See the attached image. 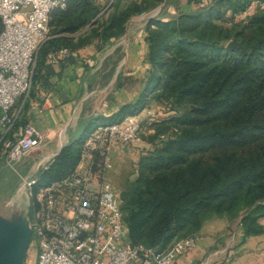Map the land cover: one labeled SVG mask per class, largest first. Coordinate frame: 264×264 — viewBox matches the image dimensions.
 <instances>
[{"label":"trees","instance_id":"trees-1","mask_svg":"<svg viewBox=\"0 0 264 264\" xmlns=\"http://www.w3.org/2000/svg\"><path fill=\"white\" fill-rule=\"evenodd\" d=\"M162 1L138 0L114 10L109 22L92 29L87 39L83 35L88 31L78 32L97 11L91 0H66L64 7L53 9L29 93L10 109L17 116L7 131L0 126V147L27 124L30 101L40 100L38 89L49 86V52L66 48L70 54L59 62H71L80 47L101 49L122 32L130 16ZM185 1L176 14L147 21L142 43L149 68L136 98L110 117L119 121L137 114L151 100L169 112L149 123L151 147L138 156L136 176L120 191L131 243L158 251L197 233L212 214L237 218L244 237L264 230V7L234 21L252 2L264 0ZM94 34L98 41L92 40ZM230 39L240 46L226 50L224 42ZM81 143L82 137L63 145L36 185L74 168Z\"/></svg>","mask_w":264,"mask_h":264},{"label":"built area","instance_id":"built-area-1","mask_svg":"<svg viewBox=\"0 0 264 264\" xmlns=\"http://www.w3.org/2000/svg\"><path fill=\"white\" fill-rule=\"evenodd\" d=\"M66 0H0V126L3 132L17 113L10 109L28 95L36 53L49 37L53 9ZM251 4L243 11L248 14ZM155 18H146V22ZM70 54L66 48L49 52L48 63ZM144 111V110H143ZM146 112V113H145ZM119 121L97 124L82 140L79 159L71 170L47 183L36 185L37 172L49 168L55 154L35 163L22 179L30 228L37 238L35 264H177L176 259L198 240L194 233L165 250L133 244L121 210L120 192L109 180L113 148L133 147L144 120L154 121L149 110ZM42 145V134L26 124L13 139L4 138L5 163L12 167ZM35 187V190H33ZM261 223L264 225V218ZM195 264V263H190ZM258 264H264V257Z\"/></svg>","mask_w":264,"mask_h":264},{"label":"crops","instance_id":"crops-1","mask_svg":"<svg viewBox=\"0 0 264 264\" xmlns=\"http://www.w3.org/2000/svg\"><path fill=\"white\" fill-rule=\"evenodd\" d=\"M142 34V32L135 33L132 37H135V43L131 42L130 47L127 48H120L123 55L119 59H117L119 51L117 52L115 46L104 50L96 49L94 46L93 49L87 48L90 46L87 45L85 46L88 49L86 55L82 53L86 51L79 48L72 52L73 61H57L49 64L53 70V74L48 76L49 86L38 89L37 95L40 100H31L25 115L27 124L35 127L44 136V142L38 148L41 155L40 160H43L47 155H56L63 145L75 141L72 137L80 126V119H88L89 122L91 117L78 118V114L75 116L77 105L82 110L81 104L85 99L109 86L113 87L112 90L116 94L122 85V75H127L130 79H138L139 74L143 76V72L146 73L149 66L145 61V45L142 43ZM125 35L126 38L130 35L128 30ZM103 76H106V83L99 89L98 83L102 82L101 77ZM116 103L117 98L116 101L109 104L113 110L103 112L99 118H110L125 102L120 101L118 106ZM140 113H144L143 109ZM73 119L75 122L72 124ZM83 120L82 122H84ZM68 125L74 126L70 130ZM88 126L91 127L92 124ZM18 133L14 132L13 138ZM119 149L128 155L137 151L134 148L128 150L115 146L112 152L113 158L114 155L120 153ZM5 167V151L1 145L0 170ZM135 176L136 171L132 179ZM3 183H6V186L0 191V195H11L13 188L7 185L11 182L7 180V176L0 174V185ZM18 186L13 189V195H21ZM197 234L198 240L190 249L178 256L177 264H258L264 257V230L259 234L244 237L237 218L228 220L223 216L211 215L204 220Z\"/></svg>","mask_w":264,"mask_h":264},{"label":"rangeland","instance_id":"rangeland-1","mask_svg":"<svg viewBox=\"0 0 264 264\" xmlns=\"http://www.w3.org/2000/svg\"><path fill=\"white\" fill-rule=\"evenodd\" d=\"M91 1L97 7V11L94 17L91 19V21L78 32V33H83L84 31H88L87 34L84 33L83 35L84 39H87L86 37L92 29H96L97 31L100 30L101 24H107L114 10H118V11L122 10L124 5H128L138 0H91ZM163 1L160 4L151 7L140 14L130 16L129 19L124 23L122 32L113 36V38L107 41V44L106 43L103 44L102 49L105 50L108 47L115 46L117 52L119 51L118 52L119 56L117 55L118 56L117 59H119L123 55L122 50L120 52V48H127L128 46L130 47L131 42L133 44L135 43L134 42L135 37L132 38L133 35L135 33H140L145 30L147 17H150L151 15L160 18L170 17L171 15L176 14L181 9H184L186 7L185 0H173L171 1L170 4H165V5ZM251 6L252 8L258 7V10H262V8L264 7V2L258 1V5L257 3L252 2ZM244 15L246 14L242 13L236 15L234 21H239L240 19L243 18ZM225 25L228 24L225 23ZM127 30L130 33L128 38H126L127 36L125 35ZM97 36L98 34L97 35L94 34L93 36H91L92 40L98 41ZM138 39L140 38L138 37ZM233 40L234 39H230L227 42H224L226 50H227V45ZM85 42L86 40L83 41V43ZM235 46H240V44L238 43V45ZM80 48H83L86 51L88 50L87 48L93 49V46L90 45L87 48L85 47H80ZM231 49H228V51ZM82 53L86 55L87 51ZM124 73H126V71H124ZM144 74L145 72H143V76L139 74L138 79H133V78L130 79L129 76L122 75L121 77L123 80L121 87L118 88L119 92H116V94H114V91L112 90L113 87L109 86L107 87V89L98 91L96 95L90 96L87 99H85L81 104L82 110H80L79 105H77L78 109H76L75 116H77L78 114V118L81 117H85V118L91 117V118L89 122L88 119L87 120L80 119L81 122L82 120L84 122L79 123L80 126L77 132L75 133V135L72 137V139L77 140L82 137L83 140L85 135L91 129H93L95 125L99 123L110 122L111 119L109 117L99 118L100 115H102V113L105 111L111 112L113 110L111 107H109L110 106L109 104L113 101H116V98H117V103H116L117 106L120 101L126 102L128 100L130 101L136 98L135 96L138 94V91L141 87V81L144 77ZM101 78L103 80L102 82L99 81L98 83L99 89L101 88L102 85L106 83V76H103ZM116 83L118 84V82ZM143 110L144 112L146 110H149L151 112V114L154 117V122L167 117L169 114L168 110L162 104L152 100ZM145 113L142 114L144 115V118L146 117ZM97 117L98 119H96ZM71 122L73 124L75 120L73 119ZM146 122L147 120H144L143 122L144 125H142L138 142L136 143L135 146L131 147L137 149L138 152L136 151L133 154H130L131 155L130 156L121 149H119L120 153L118 155L117 154L114 155V158L112 156L113 166L112 169L109 171L108 177L110 176L109 180L116 186L119 192L125 187L128 180L132 179L136 171L138 156L141 154V152L151 147V144L147 141V137L153 132V129L151 125L147 124ZM91 124H92V126L90 127L91 129L89 131L87 130L85 131L84 130L85 126ZM73 126L74 125L72 126L68 125L69 127L68 129L71 130ZM162 137H164V135H162ZM43 142H44V136H42V143ZM40 156L41 155L39 149L38 148L33 149L32 151L27 153L24 157H22L18 162H14L12 167L6 164V167L4 169L1 168L0 170V174L1 175L4 174L5 176H7V180L11 182L10 184L7 185H10L13 189L19 185L18 191L19 193H21V195H13L14 193H12L13 192L12 189L11 195H6V194L0 195V239L4 237L13 238L17 235V230H19L21 234L20 236H22L23 240H28L24 248L21 264H35L36 261L37 238L35 232L32 231L30 228L32 215L29 211V207L27 206V200L31 201V197L30 198L26 197V191L22 189V179L34 167L33 165L40 160ZM40 173L41 172L38 171L36 177ZM5 186L6 183L1 184L0 191H2ZM33 190H35V187Z\"/></svg>","mask_w":264,"mask_h":264},{"label":"water","instance_id":"water-1","mask_svg":"<svg viewBox=\"0 0 264 264\" xmlns=\"http://www.w3.org/2000/svg\"><path fill=\"white\" fill-rule=\"evenodd\" d=\"M235 45H238V43L235 40L231 41L227 45V50ZM20 235V231L17 230L15 237L0 239V264H21L24 248L28 240H23Z\"/></svg>","mask_w":264,"mask_h":264}]
</instances>
